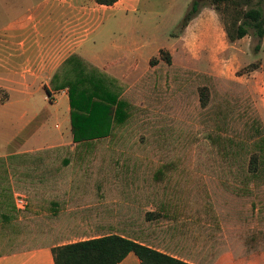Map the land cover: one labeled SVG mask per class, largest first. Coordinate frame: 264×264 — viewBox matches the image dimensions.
I'll return each instance as SVG.
<instances>
[{
    "label": "rangeland",
    "instance_id": "1",
    "mask_svg": "<svg viewBox=\"0 0 264 264\" xmlns=\"http://www.w3.org/2000/svg\"><path fill=\"white\" fill-rule=\"evenodd\" d=\"M143 1L159 23L160 35L153 42L161 43L169 61L160 57L137 87L121 93L124 115L109 134L73 141L65 111L68 102L59 101L41 139L20 142L34 128L30 123L16 145H88L70 157L83 159L77 164L96 188L106 184L117 223L113 231L179 257L190 254L192 246L212 260L233 249L242 260L264 264V37L250 31L229 42L224 18L211 0H197L198 12L192 18L200 15V20L191 27L192 44L185 52L186 47L177 43L171 55L169 36L182 34V17L193 0H186L188 5L185 0ZM24 8L0 5V19ZM200 38L205 46L197 51ZM212 42L216 52L209 49ZM200 89L207 93L205 105L200 102ZM8 97V88L0 86V104ZM29 106L24 99L2 108L0 154L14 127L19 131L26 120ZM105 145L111 147L110 154L102 165L94 163L90 157L108 152L98 149ZM253 153L258 164L252 171ZM17 159L30 163L34 158ZM33 168L42 167L24 169ZM100 176L111 178L104 181ZM22 246L17 240L0 246V252ZM212 260L200 264H213Z\"/></svg>",
    "mask_w": 264,
    "mask_h": 264
},
{
    "label": "crops",
    "instance_id": "2",
    "mask_svg": "<svg viewBox=\"0 0 264 264\" xmlns=\"http://www.w3.org/2000/svg\"><path fill=\"white\" fill-rule=\"evenodd\" d=\"M17 4L25 8L0 19V86H6L9 95L0 104V112L14 101L25 99L30 106L25 112L26 120L19 131L14 127L13 135L4 141L5 152L0 154V246L12 245L17 240L23 246L1 251L0 264H54L53 247L108 234L133 239L191 264L212 260L192 245L190 254L179 257L141 238L113 231L117 223L106 184L96 188L77 164L83 159L70 157L75 150L88 145H16L18 135L30 123L34 128L24 133L20 142L41 139L59 101L68 102L65 111L70 122L67 85H86L98 78L115 87L119 96L125 95L130 87H137L146 70L150 65L153 68L160 58L161 43L153 42L154 36L160 35L153 12L144 8L143 0H117L111 5L95 0H0L3 6ZM198 17L184 26L182 34L169 36L171 55L177 43L186 47L185 52L192 44L190 30L195 21L199 22ZM200 39L197 51L205 46ZM215 45L212 42L209 49L216 52ZM37 100L42 104L35 107L33 103ZM11 117L8 116L9 124ZM110 148L99 147L108 152L104 155L98 152L90 158L102 165ZM22 155L34 159L30 163L18 160ZM27 166L42 168L24 169ZM100 178L107 181L111 177ZM212 263L254 261L242 260L231 249L218 254ZM118 264H140V261L129 252Z\"/></svg>",
    "mask_w": 264,
    "mask_h": 264
},
{
    "label": "trees",
    "instance_id": "3",
    "mask_svg": "<svg viewBox=\"0 0 264 264\" xmlns=\"http://www.w3.org/2000/svg\"><path fill=\"white\" fill-rule=\"evenodd\" d=\"M117 0H95L98 4L111 5ZM214 8L224 18V31L229 42L247 35L250 31L260 39L264 37V0H211ZM199 2L193 0L182 17L185 26L198 12ZM169 61V54L160 50V57ZM69 89L70 123L73 141L106 136L114 122L123 118L124 104L115 87L105 85L101 79L89 80L82 85H67ZM204 89V88H203ZM200 102L205 105L207 93L200 89ZM258 155L250 156L249 168L255 170ZM157 177L161 171H157ZM54 264H118L133 252L140 264H191L167 253L139 243L133 239L108 234L53 247Z\"/></svg>",
    "mask_w": 264,
    "mask_h": 264
},
{
    "label": "built area",
    "instance_id": "4",
    "mask_svg": "<svg viewBox=\"0 0 264 264\" xmlns=\"http://www.w3.org/2000/svg\"><path fill=\"white\" fill-rule=\"evenodd\" d=\"M19 203H22V200L21 199H19Z\"/></svg>",
    "mask_w": 264,
    "mask_h": 264
}]
</instances>
